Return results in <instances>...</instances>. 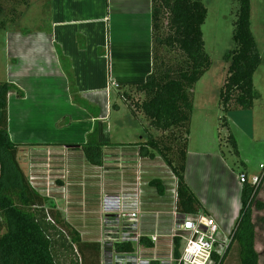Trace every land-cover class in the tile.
Masks as SVG:
<instances>
[{
	"label": "rangeland",
	"instance_id": "374dc122",
	"mask_svg": "<svg viewBox=\"0 0 264 264\" xmlns=\"http://www.w3.org/2000/svg\"><path fill=\"white\" fill-rule=\"evenodd\" d=\"M203 2L208 9L207 18L203 25V35L205 49L211 57L212 66L193 88L194 110L189 135V148L195 151L220 154V158L236 171L246 169L251 175H259L263 171L264 165V0H251V27L262 58L261 65L254 75V84L261 95L255 102L253 109L241 110L238 111L241 114L234 115L249 117L246 126H242L243 118H240L241 123L238 128H235L230 122L231 133L237 143V154L231 144L226 141L229 132L220 126L222 111L219 104V92L228 68L224 55L235 47L233 21L236 18L238 4L237 0H203ZM0 8L3 11L0 13V20L6 19L8 23L6 30H0V80H7L5 77L10 71L16 74L17 79H20L18 74L19 61L20 57L25 54L23 52L32 51L33 53L38 50L34 45L30 46L27 38L37 40L43 34L46 35L48 41L50 39L47 32L50 30L51 0H0ZM28 32L30 36L27 35V37L26 33ZM10 64L11 68H9ZM47 65L50 67V63ZM16 67L18 71H15L14 68ZM38 72H40L38 76L45 74L50 77L52 74L51 70L43 72L39 70ZM37 73L34 74L36 78ZM33 82L36 83L34 80ZM8 83L14 87L8 94L9 102L11 103V98L18 100L16 106H9L10 113L12 112L15 117L13 124L17 123L18 126H23V135L28 140L31 141L33 136H37L40 129L51 135V125L55 119H61L59 128L71 123V116L63 118V112L47 113L43 108L36 110L32 105H29L32 97L34 98V92L37 90L34 83L24 82V86L19 82L8 81ZM115 87L114 81V84L110 85L111 92L116 90ZM134 99L135 101L139 99L138 94L134 96ZM116 100L115 96L112 95V103ZM116 102L120 108L113 109L111 107L110 109L109 106L111 113L103 120L101 138H105L111 144L121 142L120 140L138 141L139 136H142V139L146 138L145 130L149 124L144 116L141 113L134 116L127 102L123 99ZM228 114L226 115L227 120ZM16 118L17 121H15ZM91 121L94 122V119L87 118L85 123L80 125L82 128L76 130L78 134L71 136V139L78 142L84 140L90 131L92 133ZM87 124H90L89 129H86ZM150 129L153 134L162 133L151 127ZM53 134L56 136L55 139H63L60 136L67 135L65 129ZM19 136L21 135L19 134ZM135 144V142L127 144L130 146L126 148L128 151V154L124 155L126 158L121 156L119 158V154L116 156L114 151L118 150L111 152L107 149L106 153L108 154L100 166L89 164L80 150H68L67 148H22L18 158L20 166L31 183L55 202L58 209L64 213L66 220L80 231L84 240L99 241L103 244L104 251L109 248L108 244L105 243L107 241L106 233L118 227L117 223L112 222L115 221V217L112 219L110 213L107 214L103 210L106 204L104 201L106 195L109 197L111 195H125L136 188L140 194L139 199L143 202L144 197H146L148 203L142 205L141 215L147 212L150 216L161 217L168 215L170 210L174 212L176 209V177L162 157L157 156L156 161L144 159L138 155L136 149L132 148V146H137ZM210 161L212 166L205 175V182L203 179L199 181V174L194 173L191 176L192 184L196 187L199 186L198 192L203 196L206 192H204L203 186H206V190L210 189L206 195L209 202L226 204L231 211L237 185L234 183L231 174H223L226 170L222 164L216 163L218 159L213 158ZM154 177H160L159 179L163 181L166 187L165 195L168 197L161 200L169 201L170 206L166 207L164 204L161 206L151 205L150 201L155 196L152 197L149 191L153 189L154 192H157L149 184ZM200 182L201 185H199ZM259 199H263L264 202V187H261ZM182 218H175L177 222L175 221L173 224L171 222L169 225L163 223L152 228L151 234L160 237L157 246L162 259L168 260L171 257L176 259L172 237L174 234L184 235L180 237L181 255L183 253L186 243L184 237L188 236L189 232L178 229ZM253 218L256 223L255 247L259 252V264H264V209L254 210ZM233 225L234 223H229L227 231H225L229 240V233ZM133 234H136V231H133ZM161 234L165 236L161 238ZM142 246L141 244V248ZM108 260L102 254L101 264H106ZM224 264H240L236 249L231 250Z\"/></svg>",
	"mask_w": 264,
	"mask_h": 264
},
{
	"label": "trees",
	"instance_id": "16d2710c",
	"mask_svg": "<svg viewBox=\"0 0 264 264\" xmlns=\"http://www.w3.org/2000/svg\"><path fill=\"white\" fill-rule=\"evenodd\" d=\"M237 4L233 21L235 47L224 55L228 68L219 92L220 126L229 132L226 141L236 154L237 143L226 115L254 108L260 98L254 75L262 62L251 28V0H237ZM207 14L203 0H152V71L145 81L124 88L122 97L132 113H141L149 124L145 141L135 144L139 155L151 160L162 157L176 177L178 215H206L186 182L185 172L194 110L193 88L212 66L203 35ZM7 24L6 19H1L0 30H6ZM12 89L13 85L0 80V264H101L102 244L84 240L20 166L21 145L12 141L8 131V94ZM137 94L139 99L135 101ZM150 127L162 133L153 134ZM108 144L100 142L98 131L94 130L80 148L89 164L100 166L103 146ZM258 177L256 184L249 179L243 184L239 216L223 252L212 253L214 264H224L233 249L240 264H259L253 213L264 209V202L259 199L264 168ZM149 184L159 195L165 193L161 179L154 178ZM140 243L148 248L154 246L146 236L141 237ZM114 247L121 256L136 252L132 240L120 241ZM180 255L181 239L175 237L174 256Z\"/></svg>",
	"mask_w": 264,
	"mask_h": 264
},
{
	"label": "crops",
	"instance_id": "0c3cea01",
	"mask_svg": "<svg viewBox=\"0 0 264 264\" xmlns=\"http://www.w3.org/2000/svg\"><path fill=\"white\" fill-rule=\"evenodd\" d=\"M151 16L152 0H51L50 30L46 31L47 35H50L49 41L46 35L41 34V37L33 40L27 36L29 32L26 33L30 46L34 45L38 50H33V53L32 51L23 52L25 54L20 57L19 61L18 74L20 79H17L16 74L11 73L9 69L10 72L5 77L7 80L1 81L19 82L21 85L24 82L34 83L33 80L36 81L34 84L37 90L34 92V98L32 97L29 105H32L36 110L43 108L47 113L63 112V118L71 116V123L59 128L61 119H55L51 125V135L40 129L38 135L33 136L30 141L23 135V126H18L17 123L13 124L15 117L12 112L10 113L9 106H16L18 100L11 98L10 103V97H8V131L12 141L20 144L21 149L67 148L82 152L80 145L87 141L91 131L89 134L87 133L88 136L84 140L78 142L71 139V136L78 134L76 130L82 128L80 125H83L88 118L94 119V122L91 121L94 129L91 130L98 131L99 141L107 142L105 138H101L103 132L101 129L104 118L111 113L109 106L110 109L111 107L113 109L120 108L116 101L123 99V91L129 85L145 81L152 71ZM47 63H50V67ZM11 67L10 64L9 68ZM14 69L18 71L17 67ZM39 70L41 72L51 70L52 74L50 77L45 74L38 76ZM35 73H37V78L34 77ZM114 81L116 90L112 89L111 92L110 85L112 86ZM28 87L30 86L28 85ZM112 95L117 99L114 103H112ZM238 111L241 110L231 111L228 114L229 125L231 122L235 128L240 125V118L244 119L242 126H246L249 119L245 115L238 116L241 114ZM235 114L238 115L234 116ZM20 122L22 121L20 120ZM90 124H87L86 129L90 128ZM63 129L67 135L60 136L63 139H55L56 136L53 133ZM120 141L113 144L107 142L110 145L103 146L104 157L108 154L106 150L109 149L111 152L118 150L114 151L116 152L115 155L119 154V158L120 156L126 158L124 157L128 154L126 148L130 146L127 144L139 143L145 141V138L142 139V136H139L138 141ZM132 148L136 149L135 151L138 153V146H132ZM212 153L195 151L190 149L188 144L185 179L203 205L206 216L212 217L219 225L221 233L226 235L225 231H227L228 224H235L242 207L243 185L239 182L238 175L244 172L251 181L258 174L251 175L246 169L236 171L220 158V154ZM213 158L218 159L216 163L222 164L226 170L223 174H231L234 183L237 185L231 211L226 204L209 202L206 195L210 189L206 190V186H203L204 192L206 191L203 196L198 192L199 186L196 187L192 184L191 176L194 173L199 174V181L203 179L205 182V175L212 166L210 160ZM152 161H156V158ZM262 187H264V183ZM149 192L152 197L155 196L150 201L151 205L161 206L164 204L166 207L170 206L169 201L161 200L167 198L168 195L165 193L157 195L158 192H154L153 189ZM144 204H148L146 197L143 200ZM169 212L168 215L161 217L150 216L145 212L141 215L139 232L150 238L148 235L153 232L152 228L155 225L175 223L174 212L172 211L170 214ZM163 236L165 235L161 234V238ZM158 250L157 245L152 248L142 246L140 255L145 260L153 261L154 257L159 261L166 260L160 257ZM154 263L158 264V261Z\"/></svg>",
	"mask_w": 264,
	"mask_h": 264
},
{
	"label": "built area",
	"instance_id": "2783aa9c",
	"mask_svg": "<svg viewBox=\"0 0 264 264\" xmlns=\"http://www.w3.org/2000/svg\"><path fill=\"white\" fill-rule=\"evenodd\" d=\"M264 168V165H263ZM239 182L243 185L247 180V175L242 172L238 175ZM253 184L259 182L258 175L252 178ZM177 196V192L175 191ZM139 192L137 189H133L130 193L125 195H111L105 196L104 211L110 213L113 223H117L118 227L115 230H110L106 233L105 243L108 244V249L103 251V256L109 260L106 264H214L212 260V253L216 252L221 254L229 242V238L221 233L220 227L217 222L210 216L203 214L199 215H183L181 217V223L178 229L183 232H189L188 236H185V247L182 255L179 258L166 259L159 261L154 257L152 260H145L140 255L141 243L140 239L144 234L139 232V225L141 221L140 209L143 205L141 199H139ZM175 218H179L177 211H174ZM174 218V219H175ZM177 222V219H175ZM136 231V234H133ZM151 241L156 247L159 236L155 234H149ZM182 234H174L172 237H182ZM125 240H132L136 244V252L133 255H120L115 251V243ZM103 246V244H102ZM175 260V261H174Z\"/></svg>",
	"mask_w": 264,
	"mask_h": 264
}]
</instances>
